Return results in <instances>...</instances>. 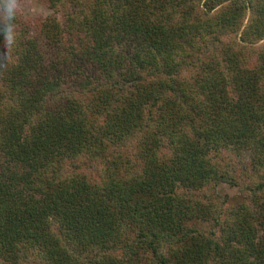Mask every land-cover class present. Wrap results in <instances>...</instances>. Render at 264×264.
<instances>
[{
  "label": "trees",
  "instance_id": "trees-1",
  "mask_svg": "<svg viewBox=\"0 0 264 264\" xmlns=\"http://www.w3.org/2000/svg\"><path fill=\"white\" fill-rule=\"evenodd\" d=\"M42 2L0 62V264H264V0Z\"/></svg>",
  "mask_w": 264,
  "mask_h": 264
},
{
  "label": "rangeland",
  "instance_id": "rangeland-1",
  "mask_svg": "<svg viewBox=\"0 0 264 264\" xmlns=\"http://www.w3.org/2000/svg\"><path fill=\"white\" fill-rule=\"evenodd\" d=\"M24 11L21 14H18L17 19L14 21L16 28H18L22 22H25L29 19L36 18L39 16H47L50 14V11L43 5L42 0H22ZM264 45V40L260 41L258 46ZM9 48V43L3 41L1 44L0 50V62L6 60V52ZM247 155L238 157L240 164L237 165V171L243 169V167H247L249 165V159ZM93 179H98V177L94 174ZM215 193V194H214ZM213 196L210 199V202L214 203L216 206L219 205L223 210L233 209V205H237L242 203L243 195L246 196V193H242L239 186H230L227 183H222L218 185L213 192H211ZM243 194V195H242ZM214 195H216L217 199H214ZM195 228H198L200 231L210 234L213 232H217L216 225L208 222H192L191 224Z\"/></svg>",
  "mask_w": 264,
  "mask_h": 264
},
{
  "label": "clouds",
  "instance_id": "clouds-1",
  "mask_svg": "<svg viewBox=\"0 0 264 264\" xmlns=\"http://www.w3.org/2000/svg\"><path fill=\"white\" fill-rule=\"evenodd\" d=\"M23 11L22 0H0V37L13 46L18 38L14 21Z\"/></svg>",
  "mask_w": 264,
  "mask_h": 264
}]
</instances>
